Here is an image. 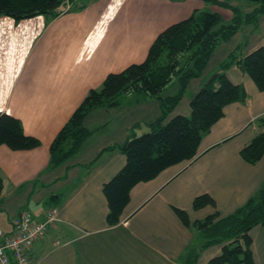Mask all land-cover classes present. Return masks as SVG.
Listing matches in <instances>:
<instances>
[{"label": "crops", "instance_id": "1", "mask_svg": "<svg viewBox=\"0 0 264 264\" xmlns=\"http://www.w3.org/2000/svg\"><path fill=\"white\" fill-rule=\"evenodd\" d=\"M80 10L36 16L16 22L0 16V113L22 123L40 146L15 151L0 146V228L13 231L24 211L43 221L51 209L57 221L28 251L31 264H210L223 245L205 242L195 223L218 213L226 217L257 195L264 185V156L246 162L241 151L263 131L264 91L234 64L227 76L247 99L224 109V116L203 138L197 156L170 166L156 178L137 184L119 224L107 223L103 192L126 164L119 147L150 131L162 115L161 102L138 92L119 96L113 108H97L85 119L90 137L77 155L51 167V146L91 90L110 74L145 62L158 36L195 11L209 10L226 22L233 13L203 0H84ZM251 11V8H249ZM223 15V16H222ZM264 47V16L221 44L201 76L192 79L169 119L191 115L193 97L222 71L230 54L239 59ZM174 78L162 97L178 93ZM209 195L215 206L196 210L197 197ZM176 210L187 212V227ZM264 249V226L251 231ZM192 250V252H190Z\"/></svg>", "mask_w": 264, "mask_h": 264}, {"label": "trees", "instance_id": "2", "mask_svg": "<svg viewBox=\"0 0 264 264\" xmlns=\"http://www.w3.org/2000/svg\"><path fill=\"white\" fill-rule=\"evenodd\" d=\"M203 1L207 5L229 9L233 18L226 22L219 14L209 10L195 11L188 19L168 27L153 43L145 62L131 65L121 73L108 75L99 89L90 91L51 146V167H58L83 148L91 135V131L85 127V119L95 109L113 108L118 105L120 95L133 92L147 94L161 102L162 115L150 126V131L133 136L119 147L126 156V164L103 187L109 208V226L119 224L129 204L131 190L137 184L156 178L170 166L194 159L203 138L224 116V109L230 104L246 101L245 90L234 85L227 76L226 72L231 66L239 65L257 88L264 91V47H259L242 59L233 52L223 63L222 71L193 97L191 115L169 119L182 100L189 82L202 75L216 49L231 41L244 26H257L259 18L264 16V0H249V12H243L225 0ZM64 4H67V8L63 10ZM85 5L84 0H0V16L20 22L41 15L55 17L68 9L80 10ZM174 78H178L180 83L178 93L162 97ZM258 123L263 131L241 151L243 159L250 164H256L264 156V117ZM2 145L23 151L40 146V142L25 134L19 119L0 113ZM2 191L3 179L0 175V195ZM193 206L199 210L215 206V201L209 195H202L195 199ZM176 212L183 223L190 227L187 212ZM195 226L205 239L201 248L223 245L221 254L213 258L210 264H255L251 231L257 226H264V185L256 196L231 215L220 217L216 213L196 222ZM190 254L188 261L196 264L198 254Z\"/></svg>", "mask_w": 264, "mask_h": 264}, {"label": "built area", "instance_id": "3", "mask_svg": "<svg viewBox=\"0 0 264 264\" xmlns=\"http://www.w3.org/2000/svg\"><path fill=\"white\" fill-rule=\"evenodd\" d=\"M56 221L55 209H51L43 221L24 211L15 220L12 232L6 233L0 228V264H31L28 251Z\"/></svg>", "mask_w": 264, "mask_h": 264}, {"label": "rangeland", "instance_id": "4", "mask_svg": "<svg viewBox=\"0 0 264 264\" xmlns=\"http://www.w3.org/2000/svg\"><path fill=\"white\" fill-rule=\"evenodd\" d=\"M225 1H228L231 4L238 6L243 12H249V10H250L249 8L251 6V4H250L251 2L249 0H225ZM256 253L259 254L258 255L259 261L261 259L264 260V249H262V245H259L256 247ZM262 262H264V261H262Z\"/></svg>", "mask_w": 264, "mask_h": 264}, {"label": "water", "instance_id": "5", "mask_svg": "<svg viewBox=\"0 0 264 264\" xmlns=\"http://www.w3.org/2000/svg\"><path fill=\"white\" fill-rule=\"evenodd\" d=\"M67 8V4H64L63 5V10Z\"/></svg>", "mask_w": 264, "mask_h": 264}]
</instances>
